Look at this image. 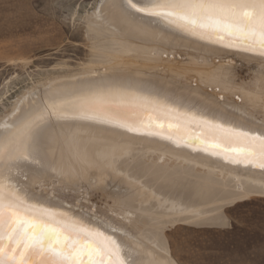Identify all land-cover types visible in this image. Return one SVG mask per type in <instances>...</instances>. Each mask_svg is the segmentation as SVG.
<instances>
[{
    "label": "bare ground",
    "instance_id": "6f19581e",
    "mask_svg": "<svg viewBox=\"0 0 264 264\" xmlns=\"http://www.w3.org/2000/svg\"><path fill=\"white\" fill-rule=\"evenodd\" d=\"M83 21L89 61L47 69L0 115L7 125L0 184L26 216L87 233L101 246L115 240L117 264H177L168 229L218 224L228 205L264 196L261 140L233 138L264 135V54L176 31L131 10L128 0L96 1ZM94 100L141 115L82 110ZM218 143L256 155L210 146ZM20 144H27L23 156ZM100 223L102 231L92 227ZM108 226L123 235L109 238Z\"/></svg>",
    "mask_w": 264,
    "mask_h": 264
},
{
    "label": "rangeland",
    "instance_id": "374dc122",
    "mask_svg": "<svg viewBox=\"0 0 264 264\" xmlns=\"http://www.w3.org/2000/svg\"><path fill=\"white\" fill-rule=\"evenodd\" d=\"M96 1L0 0V115L47 69L75 70L89 61L83 16ZM248 74L239 75L248 80ZM224 212L218 224L168 229L177 264H264V196L237 200Z\"/></svg>",
    "mask_w": 264,
    "mask_h": 264
},
{
    "label": "snow or ice",
    "instance_id": "6c2138e0",
    "mask_svg": "<svg viewBox=\"0 0 264 264\" xmlns=\"http://www.w3.org/2000/svg\"><path fill=\"white\" fill-rule=\"evenodd\" d=\"M128 6L137 13L167 20L176 31L207 37L228 46L259 49L264 54V0H147L144 6L128 0ZM82 110L118 119H127L128 112L135 113L137 118L141 115L138 109L114 107L100 100L82 105ZM52 111L58 114L62 109ZM169 128H179V125L170 124ZM253 136L261 140L264 150V135L237 133L233 138L250 144ZM189 142L202 143L191 138ZM210 146L236 155H256L253 148L226 147L219 143ZM16 151L23 156L27 152V144H20ZM3 152V144L0 143V158ZM43 195L46 200L55 199ZM11 200V192H6L0 184V264H117L114 257L119 245L115 240H111L107 247L101 246L87 233L66 232L48 221L16 211ZM92 227L103 230L102 223ZM108 228L110 231L105 235L109 238L123 235L111 226ZM35 256L41 259L36 261Z\"/></svg>",
    "mask_w": 264,
    "mask_h": 264
}]
</instances>
